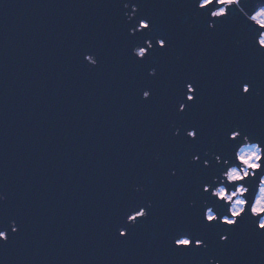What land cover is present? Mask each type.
Segmentation results:
<instances>
[{
  "label": "water",
  "instance_id": "95a60500",
  "mask_svg": "<svg viewBox=\"0 0 264 264\" xmlns=\"http://www.w3.org/2000/svg\"><path fill=\"white\" fill-rule=\"evenodd\" d=\"M108 2L0 0V190L26 223L0 249V264H191L170 257L153 228L123 244L107 228L126 179L147 173L160 147L159 114L138 107L113 47L117 13ZM154 11L165 25L193 23L181 9ZM95 44L113 55L90 72L75 53ZM216 47L182 34L174 62L211 68L215 89L236 70L215 58ZM237 248L229 264H264V241Z\"/></svg>",
  "mask_w": 264,
  "mask_h": 264
},
{
  "label": "snow or ice",
  "instance_id": "6c2138e0",
  "mask_svg": "<svg viewBox=\"0 0 264 264\" xmlns=\"http://www.w3.org/2000/svg\"><path fill=\"white\" fill-rule=\"evenodd\" d=\"M103 6L117 13L113 47L138 107L159 114L160 142L149 171L126 179L109 234L123 244L153 228L170 257L229 264L242 241H264V210L256 209L264 190V23L258 20L264 0H109ZM155 9H181L193 23L165 25ZM189 33L216 45L215 58L235 66L215 89L211 68L205 74L174 62L181 35ZM75 54L90 72L113 55L103 44L80 45ZM25 228L0 190V249Z\"/></svg>",
  "mask_w": 264,
  "mask_h": 264
},
{
  "label": "clouds",
  "instance_id": "9594fccd",
  "mask_svg": "<svg viewBox=\"0 0 264 264\" xmlns=\"http://www.w3.org/2000/svg\"><path fill=\"white\" fill-rule=\"evenodd\" d=\"M259 22L264 23V15H261L258 17ZM251 155V154H249ZM256 209L259 210H264V190H262L261 192V197L260 199L257 201V205H256Z\"/></svg>",
  "mask_w": 264,
  "mask_h": 264
}]
</instances>
